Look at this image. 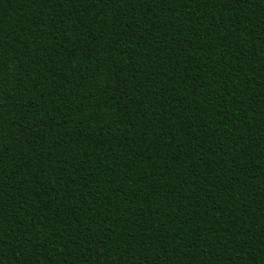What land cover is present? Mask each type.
Segmentation results:
<instances>
[{
  "label": "trees",
  "instance_id": "1",
  "mask_svg": "<svg viewBox=\"0 0 264 264\" xmlns=\"http://www.w3.org/2000/svg\"><path fill=\"white\" fill-rule=\"evenodd\" d=\"M0 264H264V0H0Z\"/></svg>",
  "mask_w": 264,
  "mask_h": 264
}]
</instances>
